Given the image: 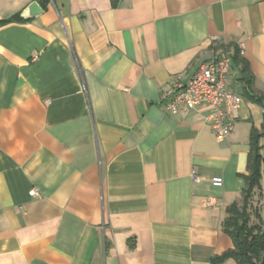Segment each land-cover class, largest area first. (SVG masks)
<instances>
[{"label": "crops", "instance_id": "crops-1", "mask_svg": "<svg viewBox=\"0 0 264 264\" xmlns=\"http://www.w3.org/2000/svg\"><path fill=\"white\" fill-rule=\"evenodd\" d=\"M239 44L264 95V0H0V264H236L213 260L263 110L233 70L217 142L161 95Z\"/></svg>", "mask_w": 264, "mask_h": 264}, {"label": "trees", "instance_id": "trees-1", "mask_svg": "<svg viewBox=\"0 0 264 264\" xmlns=\"http://www.w3.org/2000/svg\"><path fill=\"white\" fill-rule=\"evenodd\" d=\"M16 18L22 20L20 14ZM231 60L232 69L238 73L242 84V96L262 108L263 123L260 130L251 127L247 175L243 176L240 201L226 209L227 217L222 224L223 232L232 241V248L213 262L232 259L236 264H264V142L260 144L264 138V95L253 91V77L237 47ZM256 195L259 197L258 203H254Z\"/></svg>", "mask_w": 264, "mask_h": 264}, {"label": "built area", "instance_id": "built-area-1", "mask_svg": "<svg viewBox=\"0 0 264 264\" xmlns=\"http://www.w3.org/2000/svg\"><path fill=\"white\" fill-rule=\"evenodd\" d=\"M216 42L215 38L211 40L214 46ZM238 49L242 54L243 45L239 44ZM232 72L231 55L222 46H216L211 57L203 61L185 83L175 76L172 87L161 95L165 111L171 116H178L205 106L203 120L214 140H226L233 130L235 113L242 103L241 95L234 90L236 80H233ZM193 179L196 177L193 176ZM36 195V190L29 191V196ZM216 204L215 199L204 202L207 208Z\"/></svg>", "mask_w": 264, "mask_h": 264}, {"label": "water", "instance_id": "water-1", "mask_svg": "<svg viewBox=\"0 0 264 264\" xmlns=\"http://www.w3.org/2000/svg\"><path fill=\"white\" fill-rule=\"evenodd\" d=\"M42 9L39 7V5L36 2H32L29 4V6L26 8L24 12V17L26 19H32L42 14Z\"/></svg>", "mask_w": 264, "mask_h": 264}, {"label": "rangeland", "instance_id": "rangeland-1", "mask_svg": "<svg viewBox=\"0 0 264 264\" xmlns=\"http://www.w3.org/2000/svg\"><path fill=\"white\" fill-rule=\"evenodd\" d=\"M263 139H264V138H262V139L260 140V144H261L262 142H264ZM258 202H259V197L256 195L255 198H254V203H258Z\"/></svg>", "mask_w": 264, "mask_h": 264}]
</instances>
